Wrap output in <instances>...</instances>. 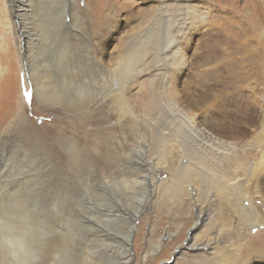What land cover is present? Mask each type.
<instances>
[{
	"label": "rangeland",
	"instance_id": "1",
	"mask_svg": "<svg viewBox=\"0 0 264 264\" xmlns=\"http://www.w3.org/2000/svg\"><path fill=\"white\" fill-rule=\"evenodd\" d=\"M100 1L78 3L95 15L107 12L108 7L115 11L110 25L105 18L99 21L104 26L102 49L107 53L95 54L107 64L135 33L145 12L149 22L156 20L159 0ZM187 2L193 4L196 18ZM1 8L0 0L1 219L20 208L22 213L28 211L27 217L45 219L50 235L65 233L68 224H73L83 241V236L91 237L101 225L99 219L113 217L120 229L115 225L104 229L120 239L126 217L139 209L131 264H219L211 258L217 255L210 253L220 247L234 264H264V258L254 259L257 253L252 251L264 244V184L256 177L247 180L250 161L257 160L255 153L250 154L246 172L238 176L241 186L235 184L257 204L262 217L254 225L239 220L226 200L203 194L199 202L194 190L190 192L196 188L194 182L176 187L172 176L176 167L172 156L178 147L172 133L184 124L183 114L197 128L225 141L243 145L260 137L264 128V0H166L157 60L151 62L164 73L165 88L160 89L152 110L142 108L141 102H148L143 81L147 74L140 76L139 84L125 85L121 91L129 109L115 113L103 105L99 112L92 105L96 122L86 115L87 109H61L58 104L38 107L33 102L31 115L26 114L21 78L28 77L18 53V24ZM71 18L70 11H65L67 35L74 34V27L67 26ZM152 69L156 73V66ZM166 94L171 95V102ZM126 111L136 125L129 123ZM160 155H164V166L156 164ZM145 159L147 178L142 181L138 164ZM255 171L259 179L264 175L261 165ZM126 178L135 185L126 188L117 183ZM189 235L199 240V249L187 247ZM206 238L211 247H202ZM158 241L161 244L154 250Z\"/></svg>",
	"mask_w": 264,
	"mask_h": 264
},
{
	"label": "bare ground",
	"instance_id": "2",
	"mask_svg": "<svg viewBox=\"0 0 264 264\" xmlns=\"http://www.w3.org/2000/svg\"><path fill=\"white\" fill-rule=\"evenodd\" d=\"M101 1L107 2V0ZM60 3L62 7L57 8L55 0H1V10L6 9L12 23L18 24L17 46L19 56H22V67L28 78H31L33 82L39 81L46 90L52 101L50 104H58L61 109L73 107L74 109H87L86 115L91 118V121L96 122L93 109H91L92 105L99 112H102L100 108L103 105L108 106L111 112L115 113L128 110L129 106L124 96L121 95V91L125 85L130 87L134 83L139 84L138 78L147 74L143 81L144 83L146 81L144 86L147 93L144 97L148 102L147 104L141 103L142 108L152 110L161 92L160 89L165 88L162 78L164 73L158 72L160 66L157 64L154 65L156 73L153 74L154 66L151 62L157 60L155 52L158 51L156 45L160 40L159 24L163 13L167 12L165 10L166 0H159L155 21L149 22L150 18L148 19L145 12L141 22L136 25L135 33L128 37L123 48L115 56L110 54L112 57L109 58L107 64H102L103 60L100 61V57L95 54L96 51H101L103 55L107 53L102 49L101 36L104 26L99 21L100 18H105L110 25L115 11L108 7L107 12L103 11L95 15L82 10L78 0H69V5L66 0H60ZM185 5L192 10L191 16L196 18L197 13L193 11V4L187 2ZM67 10L70 11L72 17V23H68L67 26L74 27L72 30L74 34L70 35L65 33L67 23L64 21V14ZM97 11L99 12V8ZM146 21L147 23H144ZM72 39L74 43L76 42L75 48L71 47L73 46ZM116 84L118 86L114 87L113 85ZM170 98L171 95L166 94V99L171 102ZM145 109L146 114L150 112ZM126 112L125 114H130L128 120L133 125L135 120L131 112ZM182 118L184 124L181 123L182 127L174 129L172 133L178 145L176 154L172 156L176 158L175 172L171 173L175 186L178 187L192 181L196 188L191 187L190 192L194 190L199 202L203 194H206L208 199L215 197L219 201L226 200L231 205L229 208L235 210L239 220L250 221L254 225L262 215L255 206L257 204L252 203V197L240 188L242 183L238 182V176L246 172L245 168L248 165L250 154L255 153L257 160L250 161L247 180L256 177L264 184V175L259 179L255 171L256 166L261 165L264 168V128L259 138L239 145L236 142L212 136L202 128H197L192 118L184 114ZM187 138L190 140L187 141ZM190 142H192L191 147L188 145ZM138 149L140 154L141 151ZM141 149L146 150L144 146ZM163 158L164 155H160V160L156 164L162 165ZM146 165V159L138 164L143 172L140 176L142 181L147 178ZM117 183H122L127 188L133 185L134 181L126 178L120 179ZM262 201L264 202V197ZM19 209L12 211L8 218H6L7 215L5 219L0 218V264H131L132 262L134 221L139 214V209L134 211L131 217L129 215L126 217L127 223L121 230L120 239L114 238L112 233L104 229L107 225H115L117 229H120V224L117 225L113 217H107L99 219L101 225H97L98 228L91 237L83 236L81 238H85L83 241L78 239L82 233H79L76 230L78 228H75L73 224H68V231L65 233H60L58 236L50 235L49 225L45 219L27 217L28 211L22 213ZM204 241L202 247H211L212 242L209 238L202 242ZM53 242L55 247L52 245ZM186 243L190 250L200 248L199 240L194 239L193 236L189 235ZM160 244L161 242L158 241L154 250ZM101 246L104 247L103 251H100ZM252 251L257 253L254 259L264 258V244L256 246ZM215 254L217 256L211 258H215L219 264H234V260L223 251V248L220 247L214 253H210L212 256Z\"/></svg>",
	"mask_w": 264,
	"mask_h": 264
},
{
	"label": "snow or ice",
	"instance_id": "3",
	"mask_svg": "<svg viewBox=\"0 0 264 264\" xmlns=\"http://www.w3.org/2000/svg\"><path fill=\"white\" fill-rule=\"evenodd\" d=\"M55 7L60 8L62 4L60 0H55ZM21 94L25 101L28 102V111H26L27 115H31L30 109L31 105L34 102L38 107L44 104H50L52 101L47 94L46 90L42 87L39 81L33 82L31 78L25 80L22 76L21 78ZM114 87L118 86V84L113 85ZM39 123V121H38Z\"/></svg>",
	"mask_w": 264,
	"mask_h": 264
}]
</instances>
